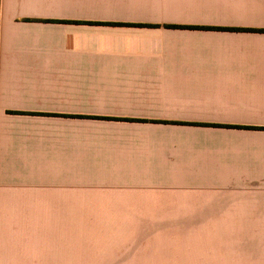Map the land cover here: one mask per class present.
<instances>
[{"label": "crops", "instance_id": "obj_1", "mask_svg": "<svg viewBox=\"0 0 264 264\" xmlns=\"http://www.w3.org/2000/svg\"><path fill=\"white\" fill-rule=\"evenodd\" d=\"M204 28L264 0H1L0 264H264V228L86 226L264 205V32Z\"/></svg>", "mask_w": 264, "mask_h": 264}, {"label": "rangeland", "instance_id": "obj_2", "mask_svg": "<svg viewBox=\"0 0 264 264\" xmlns=\"http://www.w3.org/2000/svg\"><path fill=\"white\" fill-rule=\"evenodd\" d=\"M104 211L87 205L86 226L97 227H134V228H264V205H258L250 210L235 208L233 205H210L215 209L212 212H204V215H229V216H250V218H165V219H111L107 218L116 213H110L111 205H103ZM175 205H165V207ZM209 207V206H208ZM236 207V205L234 206ZM229 208V210L224 209ZM169 209V208H168ZM164 211H171V210ZM244 211V212H240ZM168 215V214H166ZM172 215V214H170Z\"/></svg>", "mask_w": 264, "mask_h": 264}, {"label": "trees", "instance_id": "obj_3", "mask_svg": "<svg viewBox=\"0 0 264 264\" xmlns=\"http://www.w3.org/2000/svg\"><path fill=\"white\" fill-rule=\"evenodd\" d=\"M0 8H1V0H0ZM87 25H106V26H129V27H150V28H159V25L152 24H136V23H121V22H85ZM168 29H192L191 27H180L177 25H167ZM209 30H239V31H255V32H264V29H225V28H204ZM252 129L254 127H241Z\"/></svg>", "mask_w": 264, "mask_h": 264}]
</instances>
